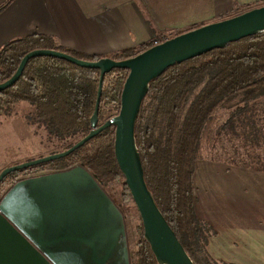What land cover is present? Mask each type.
<instances>
[{"label": "trees", "instance_id": "16d2710c", "mask_svg": "<svg viewBox=\"0 0 264 264\" xmlns=\"http://www.w3.org/2000/svg\"><path fill=\"white\" fill-rule=\"evenodd\" d=\"M11 1L2 4L0 12ZM200 26L194 25L177 35ZM151 46V42H146L110 57L127 59ZM36 49L64 51L87 60L102 58L67 51L50 35H26L1 47L0 83L12 77L22 58ZM127 76L125 69H115L106 76L100 124L118 110ZM99 78L98 69L50 56L31 58L17 82L0 91V119L23 117L36 134L44 133L43 143L57 152L64 151L91 130ZM261 99H264V32L175 64L150 83L135 129L145 180L196 264H211L208 254L201 258L198 255L206 251L209 237L216 233L212 225L198 217L195 208V171L202 158L206 127L220 108H234L218 132L228 128L237 133L238 117L246 114L252 102ZM115 137V127H109L66 157L18 170L7 177L47 167L53 172L83 165L106 191L112 182L122 178L123 199L133 201L116 159ZM141 229L137 250L130 251L131 264H159L145 239L142 220Z\"/></svg>", "mask_w": 264, "mask_h": 264}, {"label": "water", "instance_id": "95a60500", "mask_svg": "<svg viewBox=\"0 0 264 264\" xmlns=\"http://www.w3.org/2000/svg\"><path fill=\"white\" fill-rule=\"evenodd\" d=\"M261 32H264V5L208 22L122 60L112 57L87 60L54 49L30 51L13 76L0 83V91L14 85L28 61L37 56L56 57L98 69L100 78L91 130L64 151L5 167L0 172V185L9 174L66 157L114 126L116 159L139 211L145 239L158 263L196 264L148 188L136 143V121L150 83L169 67ZM115 69L128 71L120 110L100 124L104 81ZM2 245H6V264H131L124 214L83 165L15 182L0 200Z\"/></svg>", "mask_w": 264, "mask_h": 264}, {"label": "rangeland", "instance_id": "374dc122", "mask_svg": "<svg viewBox=\"0 0 264 264\" xmlns=\"http://www.w3.org/2000/svg\"><path fill=\"white\" fill-rule=\"evenodd\" d=\"M262 5L264 2L246 6L235 5L225 18ZM177 33L158 34L151 43L156 39L172 38ZM233 109L220 108L215 112L203 135L202 158L196 164L194 180L196 213L200 219L212 225L216 232L209 237L206 251H201V256L200 254L198 256L201 258L205 253L208 254L211 264H257L264 262L259 253H256V257L258 256L260 260H248L247 257H240L239 253L233 254V246L236 241L239 242L236 244L237 247L244 246L245 242H241L243 237H255V233L264 228V201L262 204L257 202L258 195H261V201L264 200L263 184L260 182L261 189L258 187L252 189L259 181L249 183L247 174L243 173L256 170L264 174V99L252 102L246 114L238 117L239 120L235 124L237 133L228 128L218 132ZM118 112L116 111L112 117ZM44 137L43 132L36 134L23 117H2L0 172L5 167L57 152L52 146L43 143ZM46 172H49V167L11 175L1 184L0 195H4L6 190L20 179ZM106 189L124 214L129 250L135 252L142 234L139 211L132 200L123 199L122 178L116 179ZM251 197L256 200V204L251 202ZM246 245L249 248L250 244ZM256 247L254 252L260 250L259 246Z\"/></svg>", "mask_w": 264, "mask_h": 264}, {"label": "crops", "instance_id": "0c3cea01", "mask_svg": "<svg viewBox=\"0 0 264 264\" xmlns=\"http://www.w3.org/2000/svg\"><path fill=\"white\" fill-rule=\"evenodd\" d=\"M7 1L0 0V6ZM261 2L264 0H12L0 12V49L12 39L44 34L54 37L67 51L110 57L123 49L151 42L158 34L172 35L225 18L235 5ZM243 173L249 183L259 181L254 187L250 185L252 189H261L260 182L264 188V174L260 171ZM257 199L259 204L264 201L261 195ZM250 200L256 204L254 198ZM262 229L255 237H243L242 247H237L239 242L235 240L233 254L239 253L248 260L264 259ZM256 246L258 252H254ZM0 264H6V245L0 247Z\"/></svg>", "mask_w": 264, "mask_h": 264}, {"label": "built area", "instance_id": "2783aa9c", "mask_svg": "<svg viewBox=\"0 0 264 264\" xmlns=\"http://www.w3.org/2000/svg\"><path fill=\"white\" fill-rule=\"evenodd\" d=\"M240 14V13H239ZM236 15H238V14H236ZM235 16V15H234ZM162 41H164V40H160V39H156V40H154V42L152 43L153 45H157V44H159V43H161ZM120 110V102H119V107H118V110L117 111H119ZM118 114V113H117ZM23 179V178H22ZM3 197V195H0V200H1V198Z\"/></svg>", "mask_w": 264, "mask_h": 264}]
</instances>
